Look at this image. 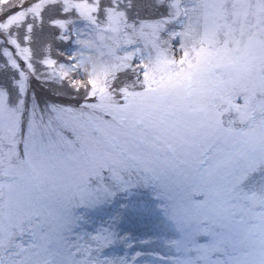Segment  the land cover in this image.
<instances>
[{"label":"snow or ice","instance_id":"obj_1","mask_svg":"<svg viewBox=\"0 0 264 264\" xmlns=\"http://www.w3.org/2000/svg\"><path fill=\"white\" fill-rule=\"evenodd\" d=\"M127 223L264 264V0H0V264H143Z\"/></svg>","mask_w":264,"mask_h":264},{"label":"rangeland","instance_id":"obj_2","mask_svg":"<svg viewBox=\"0 0 264 264\" xmlns=\"http://www.w3.org/2000/svg\"><path fill=\"white\" fill-rule=\"evenodd\" d=\"M143 15H153L150 10H145ZM42 67V66H40ZM40 85H50L42 84L40 81L33 79L32 90ZM34 86V87H33ZM150 225H145L143 223H127L124 225V230L128 231L134 239L131 241L134 245L133 249H128L126 245L117 246L115 248L109 249L111 256H120V255H132L134 251L144 250L145 254L142 256L143 264H149L151 260L156 259V253L152 250L156 248V245H150L144 242L145 236L148 235L150 230Z\"/></svg>","mask_w":264,"mask_h":264},{"label":"trees","instance_id":"obj_3","mask_svg":"<svg viewBox=\"0 0 264 264\" xmlns=\"http://www.w3.org/2000/svg\"><path fill=\"white\" fill-rule=\"evenodd\" d=\"M51 58H56V56L53 55ZM42 68H46V66H42ZM33 91L41 100L56 101L62 104L75 105L79 99L78 97L67 95L65 91L57 89L54 84L40 85L35 87Z\"/></svg>","mask_w":264,"mask_h":264}]
</instances>
